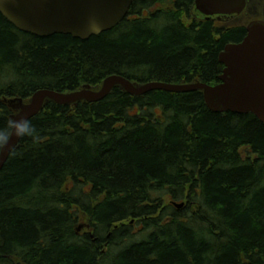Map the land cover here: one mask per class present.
I'll return each mask as SVG.
<instances>
[{"label": "trees", "instance_id": "16d2710c", "mask_svg": "<svg viewBox=\"0 0 264 264\" xmlns=\"http://www.w3.org/2000/svg\"><path fill=\"white\" fill-rule=\"evenodd\" d=\"M195 1L133 0L86 41L25 33L0 13V127L6 100L112 75L218 84L221 52L247 29ZM31 122L38 140L22 137L0 172V264H264V124L253 114L212 112L199 91L116 88L95 103L50 102Z\"/></svg>", "mask_w": 264, "mask_h": 264}, {"label": "water", "instance_id": "95a60500", "mask_svg": "<svg viewBox=\"0 0 264 264\" xmlns=\"http://www.w3.org/2000/svg\"><path fill=\"white\" fill-rule=\"evenodd\" d=\"M133 0H0V13L18 30L39 37L71 35L88 40L116 28L129 14ZM198 12L207 18L239 15L248 6V0H196ZM263 20L247 27L246 37L239 43H230L219 56L224 66L220 83L202 82L168 84L151 82L140 84L119 75L107 77L101 86L63 93L42 89L29 101H8L14 110L13 119H33L53 102L62 106H76L81 102L95 103L107 98L114 89L140 97L152 91L172 93H203L209 110L215 113L253 114L264 124V2ZM21 138L13 136L11 144L0 153V172L18 148ZM181 208L184 204H175Z\"/></svg>", "mask_w": 264, "mask_h": 264}, {"label": "clouds", "instance_id": "9594fccd", "mask_svg": "<svg viewBox=\"0 0 264 264\" xmlns=\"http://www.w3.org/2000/svg\"><path fill=\"white\" fill-rule=\"evenodd\" d=\"M13 136L17 138L31 137L38 140L39 133L30 119L21 117L19 119L9 118L5 127H0V153L9 147Z\"/></svg>", "mask_w": 264, "mask_h": 264}, {"label": "rangeland", "instance_id": "374dc122", "mask_svg": "<svg viewBox=\"0 0 264 264\" xmlns=\"http://www.w3.org/2000/svg\"><path fill=\"white\" fill-rule=\"evenodd\" d=\"M263 2H264V0H249L247 8L242 14L237 15V16H231V17L226 16L224 18L227 19L228 22L230 24H232V26H240V25L247 26L244 24L245 22L257 19V18L262 16ZM256 10H258V12ZM221 18L222 17H219V19H221ZM8 101H10V100H6V103ZM12 111L14 113L13 109H12ZM78 231L85 233V231H89V226L87 225L86 227H84L82 225V223H80L78 226ZM135 232L138 233V229H135ZM138 239H139V237H138Z\"/></svg>", "mask_w": 264, "mask_h": 264}, {"label": "flooded vegetation", "instance_id": "af4514ba", "mask_svg": "<svg viewBox=\"0 0 264 264\" xmlns=\"http://www.w3.org/2000/svg\"><path fill=\"white\" fill-rule=\"evenodd\" d=\"M256 11L258 12V10H256ZM251 13H252V12H251ZM256 20H263V16H261V17H259V18H257V19H254V20H251V21H247V22H245L244 24L247 25V26H245L246 29H247V27L249 26L250 23H252L253 21H256ZM246 35H247V33H246ZM245 37H246V36H245ZM245 37H244V38H245ZM244 38H243V39H244Z\"/></svg>", "mask_w": 264, "mask_h": 264}, {"label": "bare ground", "instance_id": "6f19581e", "mask_svg": "<svg viewBox=\"0 0 264 264\" xmlns=\"http://www.w3.org/2000/svg\"><path fill=\"white\" fill-rule=\"evenodd\" d=\"M43 109H44V108H43ZM41 112H42V111H41ZM41 112H40V113H41ZM35 117H36V116H35Z\"/></svg>", "mask_w": 264, "mask_h": 264}]
</instances>
